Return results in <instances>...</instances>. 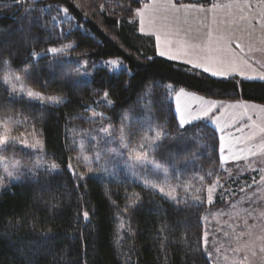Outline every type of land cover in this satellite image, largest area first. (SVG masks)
Here are the masks:
<instances>
[{"label": "trees", "instance_id": "obj_1", "mask_svg": "<svg viewBox=\"0 0 264 264\" xmlns=\"http://www.w3.org/2000/svg\"><path fill=\"white\" fill-rule=\"evenodd\" d=\"M145 1L0 0V116L40 130L43 159L62 169L39 170L0 192V264H212L208 252L216 246L205 242L208 206L196 194L181 191L172 200L126 176L81 178L70 170L79 154L73 135L92 126L119 127L150 93L163 129L151 153L159 169L181 185L201 171L223 176L218 133L207 122L181 127L173 90L264 105V81L215 78L158 56L156 39L143 35L135 18ZM68 44L61 53L49 51ZM110 58L122 59L126 68L91 66ZM8 76L64 101L45 104L17 94ZM1 154L26 163L40 156L17 144Z\"/></svg>", "mask_w": 264, "mask_h": 264}, {"label": "rangeland", "instance_id": "obj_2", "mask_svg": "<svg viewBox=\"0 0 264 264\" xmlns=\"http://www.w3.org/2000/svg\"><path fill=\"white\" fill-rule=\"evenodd\" d=\"M152 3L153 0H147L140 9ZM202 6L211 8L212 5ZM180 12L185 16L182 24L157 22L147 18V14L136 13L139 31L156 39L158 56L187 64L215 78L239 77L264 81V34L257 32L256 38L248 41L245 34L239 31L230 33L228 28L234 27L230 22L217 21H223L224 13L221 10L202 14L190 12L189 9H181ZM252 23L256 24V21ZM233 35L240 37L244 45L240 49L246 51L245 55L240 56L232 50L236 48L232 46L235 44ZM64 49L67 48L62 51ZM113 59L121 62L119 66L111 65ZM82 66L86 68L89 63ZM91 66L93 69L104 66L111 72L126 68L120 58H110ZM92 73L85 72L84 79L88 80ZM6 82L15 93L25 94L45 104L64 101L60 96H45L28 88L17 76H8ZM169 88L172 89L171 86ZM172 99L181 127L207 122L217 130L221 143V163L225 170L223 176L219 170H211L206 174L201 171L189 183L181 185L172 182L169 173L159 169L151 153L161 139L163 129L151 111L150 93L139 108L125 115L119 127L92 126L72 136V142L79 150L70 164L72 174L81 178L95 176L112 179L126 176L172 200L181 191L190 196L196 194L193 198L208 206V213L204 217L206 244L209 240L215 244L220 242L217 240L218 235L220 239L221 236H229L232 240L224 241L225 247L222 249L233 256L236 252L244 253L240 246L244 242L235 240L237 236H251V239L247 237L249 240L246 241L245 249L252 256L251 263L259 264L264 255V156H260L264 151V105L209 99L184 88L174 89ZM89 120L94 123L97 117L92 116ZM0 124L6 125L8 129L6 134L0 133V192L27 175L34 176L39 170L52 173L62 170L57 163L43 159L44 141L40 130L17 117L0 116ZM4 135L7 136L6 143L3 141ZM8 144H17L40 156L32 163L5 157L1 150ZM251 156L253 159H250ZM208 255L211 256V252Z\"/></svg>", "mask_w": 264, "mask_h": 264}, {"label": "snow or ice", "instance_id": "obj_3", "mask_svg": "<svg viewBox=\"0 0 264 264\" xmlns=\"http://www.w3.org/2000/svg\"><path fill=\"white\" fill-rule=\"evenodd\" d=\"M211 5V8H205L202 5L196 4H178L176 0H153V3L148 4L145 8L137 9V15L147 14V18L155 19L157 22L163 21L165 23L182 24L185 22V16L181 15V9H189L190 12L199 14L209 12L215 13L217 10H221L224 13L223 21L218 20L215 16H213V18H216L220 23L227 24L230 22L231 25L234 26L228 28L230 33L234 34L236 31H239L245 34L248 41L254 40L256 38L255 33L257 32L264 34V0H255V3H253V0H227L226 3H212ZM252 21H256V24H253ZM232 39L236 48L244 47L239 36L233 35ZM262 44H264V40H262ZM65 47L71 48L72 45L68 44ZM49 51L57 53L62 51V49L51 47ZM110 63L112 66H119L121 62L117 59H113ZM223 78L230 79V77ZM235 86L236 85H234V87ZM29 94L32 95L31 92ZM7 131V126L0 124V133L6 134ZM3 141L5 143L7 142L6 135L3 136ZM24 143H26V141ZM9 175H12V173H9ZM120 227L123 228V224H121Z\"/></svg>", "mask_w": 264, "mask_h": 264}, {"label": "crops", "instance_id": "obj_4", "mask_svg": "<svg viewBox=\"0 0 264 264\" xmlns=\"http://www.w3.org/2000/svg\"><path fill=\"white\" fill-rule=\"evenodd\" d=\"M232 46H235V44H233ZM233 49L235 51H237L240 56H243L246 53V51L244 49L232 48V50ZM251 63L254 64L253 62H251ZM212 128L217 132V130L215 129L214 126H212ZM261 153L262 154L260 156H264V151H262ZM250 159H253L252 156L250 157ZM254 174L257 175V173H254ZM217 237H218L217 240H221V241L220 242L218 241L216 244L214 243V245L216 246V247H214V253H212V255L209 256V257H211L212 264H214V262H216V264H252L251 263V261H252L251 257L252 256L245 249L247 246L246 241L249 240V238L251 239V236H243V234L237 236V238L235 240H239V241L244 242L242 245H240V246H242V248H243L242 252H244V253L236 252V254H234L233 256L227 254L226 249H222V247H225L223 242L224 241H231L232 238H230L229 236H225V235L221 236V239H220L219 235ZM247 237H249V238H247ZM259 264H264V255H263V258L260 260Z\"/></svg>", "mask_w": 264, "mask_h": 264}]
</instances>
